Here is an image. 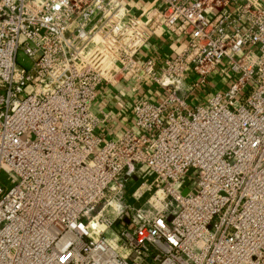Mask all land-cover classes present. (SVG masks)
Instances as JSON below:
<instances>
[{"label": "built area", "instance_id": "obj_1", "mask_svg": "<svg viewBox=\"0 0 264 264\" xmlns=\"http://www.w3.org/2000/svg\"><path fill=\"white\" fill-rule=\"evenodd\" d=\"M0 264H264V0H0Z\"/></svg>", "mask_w": 264, "mask_h": 264}, {"label": "crops", "instance_id": "obj_2", "mask_svg": "<svg viewBox=\"0 0 264 264\" xmlns=\"http://www.w3.org/2000/svg\"><path fill=\"white\" fill-rule=\"evenodd\" d=\"M186 40L185 37H177L168 31H162L157 36L153 37L150 42L145 46L141 53V57L146 58L148 56H156V55H163V56H173L178 51L181 50L184 41ZM153 92V99L159 100L161 99L159 93H156L155 90ZM118 103L113 96L105 95L98 99L97 106L108 105ZM133 117L130 111H124L121 115L120 120L116 123L118 128H124L126 126H130L132 124Z\"/></svg>", "mask_w": 264, "mask_h": 264}, {"label": "rangeland", "instance_id": "obj_3", "mask_svg": "<svg viewBox=\"0 0 264 264\" xmlns=\"http://www.w3.org/2000/svg\"><path fill=\"white\" fill-rule=\"evenodd\" d=\"M248 48V46H246L243 50H242V52L241 53H243L246 49ZM215 80L216 81H219L220 80V76H216V78H215ZM220 87H219V85H218V88L217 89H219ZM209 90L210 91H213V89H212V87H210L209 88ZM204 100V98L202 97V95H198L197 96V98L194 96V97H192V98H190V100H189V104L190 105H194L195 103H197V102H199V101H203Z\"/></svg>", "mask_w": 264, "mask_h": 264}, {"label": "water", "instance_id": "obj_4", "mask_svg": "<svg viewBox=\"0 0 264 264\" xmlns=\"http://www.w3.org/2000/svg\"><path fill=\"white\" fill-rule=\"evenodd\" d=\"M125 178H127V176H125Z\"/></svg>", "mask_w": 264, "mask_h": 264}]
</instances>
